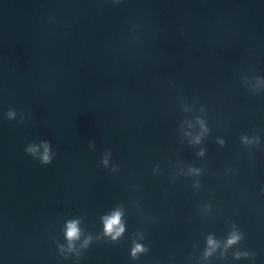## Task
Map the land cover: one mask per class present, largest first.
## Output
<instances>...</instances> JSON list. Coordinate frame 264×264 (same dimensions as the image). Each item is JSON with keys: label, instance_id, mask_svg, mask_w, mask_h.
<instances>
[{"label": "water", "instance_id": "95a60500", "mask_svg": "<svg viewBox=\"0 0 264 264\" xmlns=\"http://www.w3.org/2000/svg\"><path fill=\"white\" fill-rule=\"evenodd\" d=\"M0 264H264V0H0Z\"/></svg>", "mask_w": 264, "mask_h": 264}, {"label": "clouds", "instance_id": "9594fccd", "mask_svg": "<svg viewBox=\"0 0 264 264\" xmlns=\"http://www.w3.org/2000/svg\"><path fill=\"white\" fill-rule=\"evenodd\" d=\"M29 151H31V149ZM43 162H45V163L49 162V157L47 154V147H45V154L43 157ZM119 221H120V214L118 212L115 213L111 218L106 219V221H105L106 231L108 233H111L116 228V226L119 224ZM119 231L122 232L123 229L121 228ZM67 235H68L69 239H73L77 236V228H76L75 224L69 225V230H68ZM117 235H119V232H117ZM113 239H115V237H113ZM238 239H239V237L234 235L233 238L229 241V244L235 243L236 240H238ZM211 243L212 242L210 241V244ZM139 251H142V248L140 245H136V247L133 251V256H135L136 253Z\"/></svg>", "mask_w": 264, "mask_h": 264}]
</instances>
